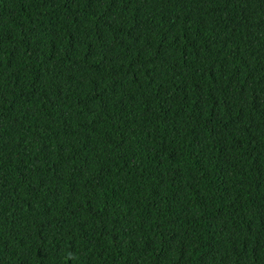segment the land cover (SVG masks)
<instances>
[{"label":"trees","instance_id":"1","mask_svg":"<svg viewBox=\"0 0 264 264\" xmlns=\"http://www.w3.org/2000/svg\"><path fill=\"white\" fill-rule=\"evenodd\" d=\"M0 264H264V0H0Z\"/></svg>","mask_w":264,"mask_h":264}]
</instances>
